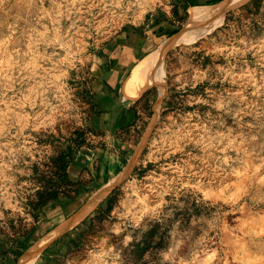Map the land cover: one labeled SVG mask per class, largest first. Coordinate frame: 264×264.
I'll use <instances>...</instances> for the list:
<instances>
[{
	"label": "rangeland",
	"instance_id": "374dc122",
	"mask_svg": "<svg viewBox=\"0 0 264 264\" xmlns=\"http://www.w3.org/2000/svg\"><path fill=\"white\" fill-rule=\"evenodd\" d=\"M181 1L0 0L1 252L18 233L29 232L34 247L135 157L128 175L34 264H264V0L259 11L253 0L228 11L205 34L212 18L194 22L187 41L161 56L163 90L125 102L136 119L112 132L91 126L100 113L94 70L118 34L148 33L139 66L190 26L193 10L227 0H200L186 12ZM160 28L180 32L157 37ZM77 130L93 147L74 152L69 169L83 192L49 204L36 224L28 207L34 168L74 146ZM153 223L162 244L138 259L131 246Z\"/></svg>",
	"mask_w": 264,
	"mask_h": 264
},
{
	"label": "trees",
	"instance_id": "16d2710c",
	"mask_svg": "<svg viewBox=\"0 0 264 264\" xmlns=\"http://www.w3.org/2000/svg\"><path fill=\"white\" fill-rule=\"evenodd\" d=\"M199 1L200 0H182L180 4L183 6L184 12H186L189 7L197 5ZM253 3L254 9L259 11L263 0H253ZM247 7L249 6H244V8ZM250 13H252V11H250ZM179 30L180 28H176L171 31H165L164 29L160 28L156 32V36H166L171 39L179 34ZM148 92L149 91H146L143 97L146 96ZM134 112L133 120H135L137 117V112ZM70 140L74 146H69L68 150L62 151L50 158V163L44 165L45 170H40L38 167L34 168V175L38 188L34 193L33 198L28 202V207L36 224L41 220L42 216L44 215V209L49 204L55 202L62 203L74 201L83 192L81 183H74L69 178V169L71 164L74 162V152L79 151L83 147H93L90 145V143H87L85 133H83V131L81 132L80 130L75 131L72 134ZM115 194L116 191H113L108 197V200L106 201L107 210L111 208ZM97 213H103L101 207L97 210ZM159 231L160 225L158 223H153L150 224L149 229L143 233L142 236H140L141 240L137 241L136 238V242L131 246L133 250L132 252L136 258L142 259V256L144 257L150 251L156 250L161 246L162 237H159ZM140 232L141 231H138L137 235ZM28 234L29 232H25L23 234L18 233L16 236L17 238L13 242V247L7 252L0 251V258L4 257L1 259L0 264H6V259L10 261V264H17L18 259H20V257L23 256L24 253L31 247L27 242ZM22 238H24V240H22ZM158 239L160 241H157Z\"/></svg>",
	"mask_w": 264,
	"mask_h": 264
},
{
	"label": "crops",
	"instance_id": "0c3cea01",
	"mask_svg": "<svg viewBox=\"0 0 264 264\" xmlns=\"http://www.w3.org/2000/svg\"><path fill=\"white\" fill-rule=\"evenodd\" d=\"M147 34L134 29H124L111 41L109 55L96 65L94 78L100 94V113L91 123L95 130L112 132L134 121V111L123 113L125 102L135 98L126 96L125 86L133 69L148 53L149 46L146 42L149 41L148 37H145ZM120 92L122 96L118 97Z\"/></svg>",
	"mask_w": 264,
	"mask_h": 264
},
{
	"label": "bare ground",
	"instance_id": "6f19581e",
	"mask_svg": "<svg viewBox=\"0 0 264 264\" xmlns=\"http://www.w3.org/2000/svg\"><path fill=\"white\" fill-rule=\"evenodd\" d=\"M247 1L248 0H228L216 6L206 8L205 10H193L191 13L190 26L185 27L180 35L173 38L171 40V44L166 46L160 54L153 56L145 63L133 69L125 86L126 96L138 97L144 91L156 85L161 87V89L163 90L164 85L158 77V64L164 52L176 44H180L187 41L188 35L194 22L207 16L211 17L212 23L209 26L206 25L207 27L203 29L204 34L208 33L222 22L225 14L228 11L240 7ZM134 163L135 157L129 162V165L122 173H120L115 179L110 181L108 184L104 185L103 188L98 190V192L93 195L88 204L85 206L86 208L79 215L74 217L72 220H69V222L63 224L56 231L49 234L44 239L38 241L34 247L27 250L21 257L19 264H34L42 250H44V248L47 246V244L54 238H56L58 235H60L62 232L67 231L72 227L76 226L90 211H92L98 205V203L104 197H106V195L114 188L117 183L122 181L128 175Z\"/></svg>",
	"mask_w": 264,
	"mask_h": 264
},
{
	"label": "water",
	"instance_id": "95a60500",
	"mask_svg": "<svg viewBox=\"0 0 264 264\" xmlns=\"http://www.w3.org/2000/svg\"><path fill=\"white\" fill-rule=\"evenodd\" d=\"M18 264H19V262H18Z\"/></svg>",
	"mask_w": 264,
	"mask_h": 264
}]
</instances>
